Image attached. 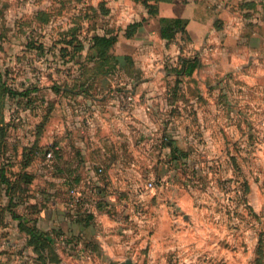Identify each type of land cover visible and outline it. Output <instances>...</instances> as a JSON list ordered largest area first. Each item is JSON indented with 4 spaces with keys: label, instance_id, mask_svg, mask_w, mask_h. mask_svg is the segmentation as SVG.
I'll use <instances>...</instances> for the list:
<instances>
[{
    "label": "rangeland",
    "instance_id": "rangeland-1",
    "mask_svg": "<svg viewBox=\"0 0 264 264\" xmlns=\"http://www.w3.org/2000/svg\"><path fill=\"white\" fill-rule=\"evenodd\" d=\"M0 2L12 8L15 0ZM53 2L55 15L67 16L60 9L71 2ZM99 11L108 15L103 7ZM88 12L73 13L72 26L57 25L54 40L25 43V55L7 60L23 75L33 68L34 78L37 70V84L23 82L20 92L7 91L21 105L0 101V166L12 167L8 175L0 172V264H264V75L252 73L248 63L211 73L213 43L205 37L196 45L186 30L161 42L136 41L135 33L119 43L127 25L119 26L107 50L110 58L98 59L89 42V31L95 30H84L82 21L90 17L93 22L97 11ZM222 23L221 18L215 22L217 31ZM242 38L250 39L251 33ZM222 45L221 40L219 50ZM4 64L1 59L0 67ZM112 76L117 93L129 91L133 100L118 96L112 112L118 122L110 129L114 139L104 143L112 153H90L86 161L80 155L86 150L84 119ZM132 82L135 87L122 90ZM17 128L24 141L8 142L5 136ZM44 135L52 141L43 144ZM52 146L55 152L46 158L42 149ZM12 159L21 171H13ZM85 162L107 165L91 167L101 181L109 174L117 179L118 187L112 188L117 204L102 208L113 232H102L100 240L90 233L92 207L71 205L69 192L84 193L89 185L71 172L76 181L56 194L79 217L75 223L82 230L69 226L65 211L64 223L48 239L33 216L38 203L28 198L35 191L36 200H46L40 187L45 188L48 167L62 170ZM101 193L93 208L103 201ZM88 214L92 217L85 222Z\"/></svg>",
    "mask_w": 264,
    "mask_h": 264
},
{
    "label": "crops",
    "instance_id": "crops-1",
    "mask_svg": "<svg viewBox=\"0 0 264 264\" xmlns=\"http://www.w3.org/2000/svg\"><path fill=\"white\" fill-rule=\"evenodd\" d=\"M53 1L15 0L12 8L7 6L2 8L3 5L0 2V40H3V46L6 45V49L0 50V60L4 59L5 63L0 67V101L5 106L8 105V102H15L16 104L18 102V105H21L19 97L15 96V98H10L7 95V91L20 92L24 85L27 86L29 84L31 86L37 82V78L35 77L37 70L34 71L33 78V68H31L30 72H28L30 73V77H28L26 76L28 73H25V75H23V72L19 73L22 68H15L14 65L9 66L7 60L17 59L25 55V49H23L25 48V43H32V41L37 40L42 42L54 40V31L57 25H62L64 28L70 27L72 26L69 21L70 16L73 13L76 16H80L85 14L86 11H89L88 13L97 11L96 19L93 22L89 20L90 17H85L82 20L84 30H87L91 26V28H94L95 34H102L103 30H107L108 27L115 30L119 26L124 27L128 23L139 22L145 18L135 34L136 41L142 43L149 40L155 42L162 41L159 35V21L161 18L185 19L187 20L185 30L196 45L203 42L205 37L207 42H211L214 45L215 51L210 54L211 65L209 69L211 73L215 74L220 72V68L241 69L248 63L252 73L254 72L255 75H264V0H165L158 2L157 13L152 17H148L146 9L141 4L134 3L131 0H67L71 3L64 5L60 9L62 11L61 16L67 14L63 18H58L55 15V8L52 5L54 3ZM101 7L107 10L106 14L108 15L104 16L99 13ZM40 14L45 17L43 21L38 18ZM218 18H221L223 21L221 31H217L216 27H214ZM117 29L115 33H117ZM246 32L251 33L250 39L242 38V35ZM92 33L93 31H89V37L95 35ZM220 35L222 38L219 37ZM118 40L121 43L127 39L125 37L123 38L120 34ZM221 40L223 47L219 50ZM247 41H250L248 45L246 44ZM8 42L17 44V46L10 44L15 49H11ZM152 55L154 54L150 52L147 54V57L152 58ZM143 71L151 72L152 68H144ZM17 74H20V77L16 78ZM107 80H109V84H104L100 89L101 96L98 98L99 104L98 102L96 104L94 103L93 105L96 107L92 105V115L84 119V123H86L83 127L86 150L80 149V155H83L86 161H88V155L90 153L96 155H108L112 153L111 145L108 143L107 145L104 144L106 142L105 140L109 137L110 139H114V135H111L112 132H110V129L118 121L112 115V112L116 106L118 96L122 98L126 94H131L129 91H125L122 94L117 93L118 80L115 77L112 76V78ZM23 82L25 83L24 85H22ZM132 85L135 87L134 82L132 84L124 83V89L122 90L130 89ZM134 97L136 98L135 94ZM103 102L106 103L103 105ZM98 107L99 109H96ZM102 107H105L104 110ZM19 135L20 129L17 128L13 134L8 133L5 137L8 139V142L13 141V138L16 137V141L18 140L17 143H21L24 141V138ZM51 141L52 137L43 136V144L50 143ZM15 159L12 160L16 162L13 165V171L16 172L19 169V163ZM97 163L99 164L85 162L78 166L69 165L64 166L62 170L60 168H58L60 170H56L54 167H48L46 169L47 173H43L45 176V188L40 187V192L44 193L42 195L46 197V200H36L35 191L31 192L32 198L28 199L34 203L37 201L38 205L36 206L34 215H32L38 221L37 227L39 228L40 226L41 230L44 229L46 231L45 236L48 239L51 238L50 236L53 230H57L58 223H64L62 218L65 211L69 214L67 218V220L69 219V226L71 228L78 227L82 230V227L77 226L75 223L77 222L76 220H79L77 219L79 217L72 214V211L69 213L67 211V205L56 194L57 192H61L60 188L64 187L65 184L76 181L77 178H73L72 180L69 177L71 172H75L77 175L80 173L78 177L82 181L85 179L89 188L91 186H98L101 190L100 193L102 192L101 199L104 202L101 201L98 208L92 207L91 209L92 213H94L92 222V229L94 230L91 229L90 233L92 232L100 240L102 232L105 234L113 232L111 226L113 222L102 208L105 207L103 206L105 204H108V208L117 204L118 198L115 192L113 193L112 188L118 187V182L111 174H109L108 180L106 178L101 181L102 178L94 177L95 174L92 173V166L96 165L107 168L104 162ZM10 169H12L11 164L4 163L0 166V172L6 175H8ZM33 170H36V168ZM56 172L60 173L58 174ZM89 172L92 174L87 176ZM107 172L109 173L110 171L107 170ZM22 173L16 174V177H18L17 181L22 179ZM89 178H91L90 181L87 180ZM33 182L35 184L36 179ZM79 182L81 181L79 180ZM52 185L53 187H51ZM105 208L107 209V206ZM78 212L83 211L79 210ZM85 220V222H88L89 219L87 218ZM81 226L85 225L82 223ZM89 229H83L84 233L88 234Z\"/></svg>",
    "mask_w": 264,
    "mask_h": 264
},
{
    "label": "trees",
    "instance_id": "trees-1",
    "mask_svg": "<svg viewBox=\"0 0 264 264\" xmlns=\"http://www.w3.org/2000/svg\"><path fill=\"white\" fill-rule=\"evenodd\" d=\"M133 2L135 3H140L141 5H143V7L146 9V12H147V15L148 17H152V16H155L156 13H157V4L159 1H165V0H132ZM40 20H44V15L40 14L39 17H38ZM143 20L142 19L141 21L139 22H132V23H129L125 30H124V37L125 38H130L131 36H133L137 29L142 25L143 23ZM160 27H159V35L161 38H164V39H171L173 38L177 33H184L185 32V27H186V23H187V20L185 19H181V18H161L160 19ZM112 30H110V32H105V33H102V34H96L92 37L89 38V42L91 43V47L94 48L97 56H98V59H107V58H110L108 57V49L113 46L117 40V34L111 32ZM113 68H110V69H107V70H102V72L104 71H111ZM90 69H84L83 71H88ZM100 75V74H99ZM54 146L52 147H49V148H45V149H42L44 150V153L46 152V150L48 149H53ZM41 150V151H42ZM37 151H39L40 153V150L37 149ZM55 152V150H53V153ZM103 172V170H102ZM72 183H69V186L71 185ZM98 190L99 192L101 191L98 187ZM92 215L91 214H88L86 216L85 219H89L91 218Z\"/></svg>",
    "mask_w": 264,
    "mask_h": 264
},
{
    "label": "built area",
    "instance_id": "built-area-1",
    "mask_svg": "<svg viewBox=\"0 0 264 264\" xmlns=\"http://www.w3.org/2000/svg\"><path fill=\"white\" fill-rule=\"evenodd\" d=\"M121 99L126 100L128 103L133 100V97L131 94H126L124 97ZM54 147L53 149H48L45 152V157L49 158L52 156ZM102 169H98V173H101ZM148 187L151 186V183H148ZM70 202L71 205H80L82 206L83 210H88L91 207L95 206V203L97 202L100 192L98 190V186H91L87 191L84 193L78 189L75 188H70Z\"/></svg>",
    "mask_w": 264,
    "mask_h": 264
},
{
    "label": "water",
    "instance_id": "water-1",
    "mask_svg": "<svg viewBox=\"0 0 264 264\" xmlns=\"http://www.w3.org/2000/svg\"><path fill=\"white\" fill-rule=\"evenodd\" d=\"M119 264H132L130 261H126V262H122V263H119Z\"/></svg>",
    "mask_w": 264,
    "mask_h": 264
}]
</instances>
